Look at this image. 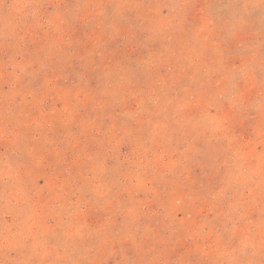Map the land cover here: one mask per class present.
Wrapping results in <instances>:
<instances>
[{
  "label": "rangeland",
  "instance_id": "rangeland-1",
  "mask_svg": "<svg viewBox=\"0 0 264 264\" xmlns=\"http://www.w3.org/2000/svg\"><path fill=\"white\" fill-rule=\"evenodd\" d=\"M0 264H264V0H0Z\"/></svg>",
  "mask_w": 264,
  "mask_h": 264
}]
</instances>
